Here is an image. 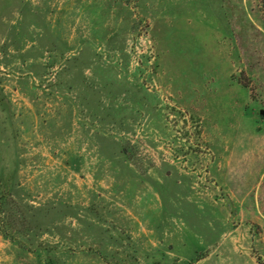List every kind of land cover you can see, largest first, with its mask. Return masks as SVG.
Returning <instances> with one entry per match:
<instances>
[{
    "label": "rangeland",
    "instance_id": "rangeland-1",
    "mask_svg": "<svg viewBox=\"0 0 264 264\" xmlns=\"http://www.w3.org/2000/svg\"><path fill=\"white\" fill-rule=\"evenodd\" d=\"M264 0H0V264H264Z\"/></svg>",
    "mask_w": 264,
    "mask_h": 264
},
{
    "label": "water",
    "instance_id": "water-1",
    "mask_svg": "<svg viewBox=\"0 0 264 264\" xmlns=\"http://www.w3.org/2000/svg\"><path fill=\"white\" fill-rule=\"evenodd\" d=\"M260 115L261 116H264V111H260Z\"/></svg>",
    "mask_w": 264,
    "mask_h": 264
}]
</instances>
